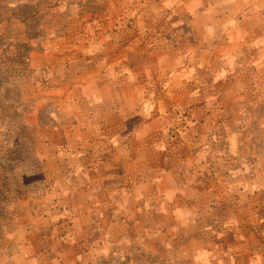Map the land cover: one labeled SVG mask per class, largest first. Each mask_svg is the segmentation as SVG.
<instances>
[{
	"label": "crops",
	"instance_id": "obj_1",
	"mask_svg": "<svg viewBox=\"0 0 264 264\" xmlns=\"http://www.w3.org/2000/svg\"><path fill=\"white\" fill-rule=\"evenodd\" d=\"M94 5L35 51L55 178L0 210V264H264V0Z\"/></svg>",
	"mask_w": 264,
	"mask_h": 264
},
{
	"label": "rangeland",
	"instance_id": "obj_2",
	"mask_svg": "<svg viewBox=\"0 0 264 264\" xmlns=\"http://www.w3.org/2000/svg\"><path fill=\"white\" fill-rule=\"evenodd\" d=\"M95 1L0 0V165L8 168L4 171L10 179L0 185L1 212L18 210L14 197L22 190L27 194L41 190L44 180L55 176L50 140L42 144L36 133H56L63 106L58 103L66 100L58 98L53 85L58 82L59 69L47 62L39 63L51 59L35 51L52 46L66 49L67 35H83V25L99 18L93 14L98 11L97 5L91 7ZM56 35L59 42L53 43ZM77 44L81 46L82 42ZM2 192H10V201L8 196L2 200Z\"/></svg>",
	"mask_w": 264,
	"mask_h": 264
}]
</instances>
